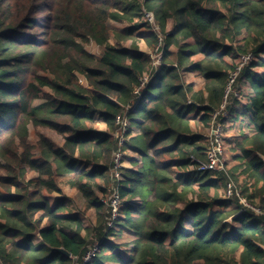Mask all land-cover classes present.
I'll use <instances>...</instances> for the list:
<instances>
[{"label":"trees","instance_id":"16d2710c","mask_svg":"<svg viewBox=\"0 0 264 264\" xmlns=\"http://www.w3.org/2000/svg\"><path fill=\"white\" fill-rule=\"evenodd\" d=\"M110 20L125 27L114 32ZM160 38L155 73L136 42L156 50ZM90 40L105 47L100 57L84 48ZM249 54L259 60L239 73L251 90L250 131L234 147L239 165L200 173L191 156L205 160L204 130L220 110L229 72ZM257 68H264V0H0V264H83L94 246L89 264H264V71ZM193 73L204 78L203 90L187 83ZM144 75L155 77L135 103ZM128 107L139 134L130 130L120 147L116 119ZM119 150L141 160L122 170L123 207L109 229L108 190L95 186L109 183ZM63 179L100 223L93 237L64 196L51 199L63 195ZM230 181L239 196L226 199L219 192ZM129 233L130 251H118L111 238Z\"/></svg>","mask_w":264,"mask_h":264},{"label":"rangeland","instance_id":"374dc122","mask_svg":"<svg viewBox=\"0 0 264 264\" xmlns=\"http://www.w3.org/2000/svg\"><path fill=\"white\" fill-rule=\"evenodd\" d=\"M109 26L113 29L114 32L119 31L121 29H123L124 23H120V22H116L113 20H110L108 22ZM173 27V23L169 22L168 24V31H170ZM157 30V28H156ZM158 31V30H157ZM120 41L118 40V38L114 35H112L109 45H116V43H119ZM137 46L139 47L140 51L146 52L150 57L152 56V58H156L159 55L163 56L162 53V47L164 44V40L162 39L159 46L157 47L156 50H152L150 49V47H148L147 43L143 40H139ZM124 46L126 47H130L132 45V40L129 42H125L123 43ZM83 46L86 49V51H88L90 54L94 55L95 57H100L103 50H104V46H100L99 44H97L95 41L90 40L89 42L84 43L83 42ZM171 51L176 53L178 51V47H172ZM254 57V56H253ZM199 58H201L200 55H196L193 57V61L198 60ZM174 60L176 59V57L173 58ZM258 58L254 57L253 62H258ZM237 65L240 66L242 64V60L239 59V62L237 61ZM162 64V62H161ZM249 66V63L247 65H245L244 67ZM254 71L257 72H262L264 71V68H257ZM233 71H230L229 74H231ZM80 77V82L82 85L87 86V81L83 76H79ZM240 75L238 76L231 92H229L227 98L226 97V90L228 89L226 86L225 92H224V98H223V102L221 107L225 104L229 115L228 118L225 119L224 117H221L220 120L221 122H223L225 125L224 126V141H225V146H226V151L224 153L223 156V160L227 166V172L229 169H233L236 166H238V161H235V155L236 153L238 154L239 151L234 149L235 144L237 143V141L240 139V133L242 131L246 132V131H250V124H249V120L251 118L250 113L247 111V98L248 95H251V90L249 88V86H243L241 87L240 82ZM186 81L187 83H192V85L194 86L195 91L197 90H203L204 89V84H205V80L204 78L197 73H193V74H188L186 75ZM229 81V80H228ZM228 85V83H227ZM241 87V88H240ZM230 106V107H229ZM219 110V109H218ZM236 113V114H235ZM238 113L244 114L242 115L243 119H236L235 116L238 115ZM96 127L100 130V131H105L106 130V126L103 123V120L97 116L96 119ZM191 127L192 130L196 133L199 132L200 129H202L200 123L198 121H191ZM38 132L42 133L44 136L48 137L51 142L54 143L55 148H59L62 145V139L61 137H59L58 135H56L54 132L49 131V130H45V129H39L37 130ZM131 131L134 134H139V131H134L131 128ZM204 140H201L200 142L206 146V135H207V128H205L204 130ZM119 133V132H118ZM118 133L114 134V138L118 139ZM30 139L29 141L31 142V144H34V139H35V132L33 130L32 127H30ZM229 137H231V143L229 142ZM131 138V137H130ZM130 138H127V142L129 143ZM125 153L123 154V163H121V165L123 166V169H131L134 168L135 166H133L135 161L140 162V157L136 154H134L131 150H125ZM24 170H27V166L24 165L23 166ZM240 172V171H238ZM110 174V173H109ZM28 178L31 177L30 174H28L27 176ZM242 183L244 182V179L242 178ZM28 180H26L25 183H27ZM114 184V181L109 180L108 184H104V183H99L98 185L95 186V190L97 191V188H102V189H106L108 190L107 193V197L104 198L106 200H104L106 203H108V199L111 198V190H112V186ZM237 183H235L236 185ZM61 188L63 189V195L58 194V193H54L51 197V199H56V198H61L62 196H64L66 198V203L68 204V207L70 209V212L73 215H78L82 221L84 222V227H85V231L83 232L84 235H87L88 232H91L93 237L96 233V231L98 230V228H100V223L99 222H95L94 217L92 218V213L90 210L87 209V201L82 197V195L77 192L76 190H74L73 188H71L70 186H68L66 179H63L62 182L60 183ZM31 189H33V186H30ZM237 189L238 186L236 185ZM239 192V190H237ZM98 193V192H97ZM220 195L226 199L232 198V197H226L225 195V189H220ZM239 194V193H238ZM98 195L102 197V194L98 193ZM105 197V196H104ZM190 197V196H189ZM107 206V205H106ZM121 211L119 212L118 216H120ZM134 240V236L132 234H122V236H120L119 238H111V241L116 243L115 245L118 246V251H130L131 247H132V241ZM109 264H114V263H109Z\"/></svg>","mask_w":264,"mask_h":264},{"label":"built area","instance_id":"2783aa9c","mask_svg":"<svg viewBox=\"0 0 264 264\" xmlns=\"http://www.w3.org/2000/svg\"><path fill=\"white\" fill-rule=\"evenodd\" d=\"M148 22L157 28L159 30L156 20L153 14L147 13L146 14ZM162 38H160L161 42ZM152 64L155 69V73L158 71V67L161 65L162 62V55L157 56L155 59L152 58ZM242 60V64L238 66V68L233 71L230 74L229 81H228V89L226 90V97L228 96L229 92H231L239 73L241 72L242 68H244L245 65L252 62L254 57L249 54L245 55L240 58ZM154 75H144L143 78L140 80L139 86L134 91L135 96V103H138L143 99L144 93L152 80L154 79ZM131 110V107H128L126 109V112L122 115L117 117L116 119V125L118 126V140L120 142V147H124L126 144V140L129 137V131L131 130V123L128 118V113ZM229 112L224 104L220 110L216 111L212 116V121L209 126L207 135H206V150H205V160L198 159L195 156H191V161L193 164H195V169L200 173H214V174H221V173H227V166L223 160L224 153L226 151L225 141H224V123L221 122L220 118L224 117L225 119L228 118ZM125 152L122 150H119L113 159V166L110 170V177L111 180L114 181V184L112 186L111 190V198L108 199V220H107V226L109 229L113 228L115 225L116 220L118 219V214L121 211L123 207V200L119 193V183L123 180V166L121 163H123V154ZM225 195L226 197H233L234 195H238L237 187L233 181H230L227 183L225 188ZM242 203L249 208H252L250 205L242 201ZM257 213H260L258 209L252 208ZM98 252V246L91 247L85 255L83 264H89L93 257L96 256Z\"/></svg>","mask_w":264,"mask_h":264},{"label":"water","instance_id":"95a60500","mask_svg":"<svg viewBox=\"0 0 264 264\" xmlns=\"http://www.w3.org/2000/svg\"><path fill=\"white\" fill-rule=\"evenodd\" d=\"M56 251L61 253V254H63V255H65V256H70V254L68 252H66L64 249H58Z\"/></svg>","mask_w":264,"mask_h":264},{"label":"crops","instance_id":"0c3cea01","mask_svg":"<svg viewBox=\"0 0 264 264\" xmlns=\"http://www.w3.org/2000/svg\"><path fill=\"white\" fill-rule=\"evenodd\" d=\"M247 100V99H246ZM248 102V101H247ZM247 109V108H246ZM236 114V113H235ZM242 115H244V114H241V113H238V115H236V118L238 117V119H243L242 118ZM246 132H249V131H246ZM240 172H241V170H240Z\"/></svg>","mask_w":264,"mask_h":264}]
</instances>
